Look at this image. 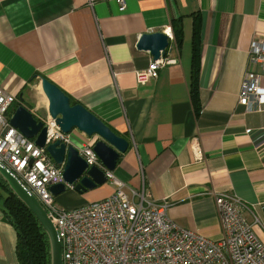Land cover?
I'll use <instances>...</instances> for the list:
<instances>
[{
  "label": "crops",
  "instance_id": "obj_1",
  "mask_svg": "<svg viewBox=\"0 0 264 264\" xmlns=\"http://www.w3.org/2000/svg\"><path fill=\"white\" fill-rule=\"evenodd\" d=\"M196 19L198 116L190 97ZM174 24L183 29L181 47ZM157 32L169 36L173 63L139 83L137 73L154 59L137 44ZM263 40L264 0H125L124 9L116 0H0V87L18 99L10 114L22 95L40 118L48 101L35 90L48 79L129 142L112 171L129 199L145 192L167 201L177 225L216 241V197L230 195L264 244V111L239 103L246 74L264 75L250 57L252 42ZM70 135L75 147L99 140L76 129ZM198 149L203 156L196 158ZM114 191L107 181L57 197L72 210ZM16 244L0 210V264H19Z\"/></svg>",
  "mask_w": 264,
  "mask_h": 264
},
{
  "label": "built area",
  "instance_id": "obj_2",
  "mask_svg": "<svg viewBox=\"0 0 264 264\" xmlns=\"http://www.w3.org/2000/svg\"><path fill=\"white\" fill-rule=\"evenodd\" d=\"M116 1L124 9L125 0ZM250 57L264 69V40L252 42ZM170 63L167 57L152 60L146 71L137 73V81L157 79L159 70ZM17 100L0 87V165L46 210L61 242L63 264H264V244L242 214L241 202L230 195L216 197L222 228L216 241L177 225L167 214V201H155L145 192H134L136 200L129 199L125 183L111 171L105 172L115 187L111 196L72 210L59 208L49 188L65 183L62 169L45 148L10 124ZM239 103L264 111V75L246 74ZM39 119L47 130V145H72L71 135L49 114ZM94 144L93 140L77 148L88 166L101 167ZM198 156H203L200 149Z\"/></svg>",
  "mask_w": 264,
  "mask_h": 264
},
{
  "label": "water",
  "instance_id": "obj_3",
  "mask_svg": "<svg viewBox=\"0 0 264 264\" xmlns=\"http://www.w3.org/2000/svg\"><path fill=\"white\" fill-rule=\"evenodd\" d=\"M169 46L170 40L166 34L145 33L140 37L137 49L149 51L153 59L157 60L166 57ZM40 80L42 91L48 100L49 116L65 134H71L76 129L89 138L99 137L93 150L103 165V168L88 166L80 156L78 148L73 145L67 146L60 141L47 145V130L44 123L23 105L21 95L20 104L11 114L10 124L24 136L34 140L37 146L45 148L55 165L62 169L65 183L51 186L49 188L51 193L57 197L71 189L83 194L106 184V170L115 171L121 154H125L129 148V142L118 136L103 120L82 104L72 105L70 97L48 79L40 78ZM0 176L47 233L50 240L51 264H63L61 242L46 210L37 198L2 165H0Z\"/></svg>",
  "mask_w": 264,
  "mask_h": 264
},
{
  "label": "trees",
  "instance_id": "obj_4",
  "mask_svg": "<svg viewBox=\"0 0 264 264\" xmlns=\"http://www.w3.org/2000/svg\"><path fill=\"white\" fill-rule=\"evenodd\" d=\"M199 20L194 23L192 56V82L190 97L195 114L202 110L199 89L200 56L198 31ZM174 40L178 47L183 43V29L174 24ZM34 80V79H33ZM32 80V81H33ZM77 104L72 101V105ZM0 210L4 220L16 231V256L19 264H51L50 240L33 213L18 199L0 176Z\"/></svg>",
  "mask_w": 264,
  "mask_h": 264
},
{
  "label": "rangeland",
  "instance_id": "obj_5",
  "mask_svg": "<svg viewBox=\"0 0 264 264\" xmlns=\"http://www.w3.org/2000/svg\"><path fill=\"white\" fill-rule=\"evenodd\" d=\"M38 88L35 90V92L36 93H41V95L45 98V95L43 94V92H42V90H41V88H40V86H37ZM46 101H48L47 99H46ZM41 113H43V111H39V115H41ZM42 117V116H41ZM44 117H46V116H43L42 118H44ZM62 195H64V194H62ZM61 195H59L58 197H60ZM58 197H56L55 198V204H56V206H58L59 208H64V209H66L67 207L64 205V204H62V203H60V201H59V198ZM93 202V201H92Z\"/></svg>",
  "mask_w": 264,
  "mask_h": 264
}]
</instances>
